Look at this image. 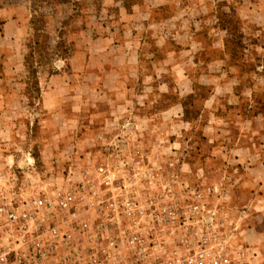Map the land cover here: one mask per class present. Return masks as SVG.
I'll use <instances>...</instances> for the list:
<instances>
[{"label":"crops","instance_id":"obj_1","mask_svg":"<svg viewBox=\"0 0 264 264\" xmlns=\"http://www.w3.org/2000/svg\"><path fill=\"white\" fill-rule=\"evenodd\" d=\"M196 4L204 7L205 13L197 15V28L186 33L200 36L207 28L215 57L208 52L205 40H195V46L186 48L177 44L164 47L159 62L150 60L156 71L133 67L129 72L137 79L130 83L117 79L124 75L118 66L91 64L88 50L82 48L63 62L68 69L48 77L42 103L49 117L60 108L67 119L77 123V135L115 134L124 115L156 122L161 135L166 131L172 134L170 122H174L179 161L206 167L208 181L232 200L240 218L239 241L248 247V258L253 264H264V0H239L235 6L231 0H197ZM221 19L224 24L237 23L238 33L228 25L219 27ZM184 33L179 31L182 36ZM230 39L236 40L237 48L227 46ZM73 76H78L80 87L103 93L110 106L87 96H73ZM203 76L208 80L203 81ZM2 80L0 76V193H6L1 183H5L8 164L28 163L30 157L20 159L13 152L16 148L2 142L9 133L8 119L18 118L9 105L21 101L18 96L8 98ZM145 86L151 92H146L143 104L152 105L137 108L141 103L138 94ZM61 93L65 95L62 98ZM189 95L192 102H188ZM155 103L161 110L147 109ZM148 129L153 131L152 125ZM155 149L146 145L151 156H156Z\"/></svg>","mask_w":264,"mask_h":264},{"label":"rangeland","instance_id":"obj_2","mask_svg":"<svg viewBox=\"0 0 264 264\" xmlns=\"http://www.w3.org/2000/svg\"><path fill=\"white\" fill-rule=\"evenodd\" d=\"M237 1L239 0H231L233 6ZM196 2L197 0H0L2 86L9 99L14 100L17 96L18 99L21 98L20 102L9 105V111L18 112V118L8 119L9 133L2 142L11 144L10 148H16L13 152L20 159L30 157L27 159L28 163L8 164V179L1 183L3 191L6 194L22 188L31 191L33 185L42 179L62 181L71 167L79 175L93 169L101 160L114 165V157L107 146L116 137H121L126 142L127 152L140 149L176 189L186 183L197 186L207 182L216 187V194L219 195L217 184L208 181L205 166L191 167L186 161H179L180 154L176 153L179 147L174 143L177 137L173 133L174 122H170L172 134L166 131L161 135L154 120H151L154 122L151 124L145 118L124 115L118 128H115L119 131L115 134L107 133L106 138L97 134L77 135V123L67 119L60 108L49 117L42 103L48 77L68 69L63 62H67V58L82 48L88 50L91 64L100 67L118 66L124 71V75L117 79L130 83L137 79L135 74L129 72L133 67L144 66L156 71L152 67L155 63H150V60L154 58L159 62L160 57H164V47L177 44L186 48L195 46V40H205L208 52L215 57L214 48L208 41L207 28L200 32V36H188L186 33L189 28H197V15L205 13V8H198ZM218 23L221 28L228 25L235 34L240 28L234 22L224 24L223 19ZM181 30L185 31L184 36L179 34ZM227 46L232 49L238 47L235 39H230ZM72 79L73 96H87L89 100L97 99L110 106L106 96L99 90L95 91L84 85L80 87L78 76H73ZM202 80H208L207 76H203ZM184 87L187 90L186 83ZM149 91L151 92V88L148 86L141 89L138 94L141 103L137 108L152 105L151 102L143 104V99L147 98L146 92ZM59 96L62 98L65 95L61 93ZM188 102H192V95H189ZM157 107L161 110V105L157 103L154 108L147 109L155 110ZM122 112L127 111L122 108ZM150 125L153 131L148 132ZM146 145L156 148V156L147 153ZM7 152L11 153L9 150ZM221 199V196L212 197L213 206H223ZM225 201L224 206L239 223L240 218L233 210L232 200L228 198Z\"/></svg>","mask_w":264,"mask_h":264},{"label":"built area","instance_id":"obj_3","mask_svg":"<svg viewBox=\"0 0 264 264\" xmlns=\"http://www.w3.org/2000/svg\"><path fill=\"white\" fill-rule=\"evenodd\" d=\"M107 148L114 165L0 193V264H253L227 195L176 189L124 138Z\"/></svg>","mask_w":264,"mask_h":264}]
</instances>
